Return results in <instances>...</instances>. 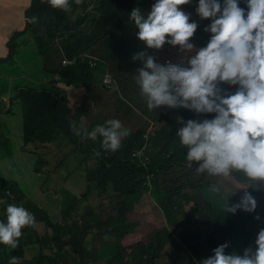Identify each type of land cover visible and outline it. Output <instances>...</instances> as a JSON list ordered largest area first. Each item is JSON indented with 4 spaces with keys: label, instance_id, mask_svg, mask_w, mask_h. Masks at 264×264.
<instances>
[{
    "label": "clouds",
    "instance_id": "9594fccd",
    "mask_svg": "<svg viewBox=\"0 0 264 264\" xmlns=\"http://www.w3.org/2000/svg\"><path fill=\"white\" fill-rule=\"evenodd\" d=\"M34 2L50 10L29 19L25 12ZM11 7L8 29L0 27V78L14 75L39 85L15 84V94L20 88L42 92L54 86L58 91L35 116L55 118L59 125L67 119L69 111L81 112L71 119L73 131L76 135L87 132V137L94 141L99 138L100 148L108 151V156L116 154L122 139L129 135L120 120L131 122L138 130L139 138L130 144L131 155L124 154L116 160L103 157L111 168L124 160L129 162L118 170L119 184L129 197L122 202L121 213L131 219L121 226L134 225V231L122 240L123 246L145 240L166 225L161 208L152 217L141 218L143 199L148 196L151 205L156 202L148 193L136 202L134 189L144 177L152 189L166 169L158 172L157 163L152 162L158 148L148 136L149 124L155 121L148 115L154 111L152 118L159 113L162 117L161 107L165 115L171 109L183 108V114L190 118L177 116L181 126L175 136L186 150L187 166L195 167L194 172L212 186L214 194L230 191L202 214V235L198 242L205 236L212 237V226L221 221H245L257 228L253 247H245L238 254L234 244L232 250L227 242H218L196 264H264V0H13ZM55 10L59 13L57 17L53 15ZM77 32L90 38L93 44L69 57L64 47ZM110 42L115 44L114 48ZM165 44L175 48L174 62H160L161 57L153 53ZM121 55L129 57L128 63L136 73L128 72L125 64L119 65ZM34 65L43 70L41 78L27 73L26 67ZM117 65L127 74L123 75L119 67L116 70ZM80 66L92 76L93 99H86L82 89L67 79V73ZM61 97L69 99L70 108L54 104ZM94 105L100 108L102 118L90 120L84 130V120L92 115ZM4 116H15L9 105L0 108V117ZM16 128L17 134L22 124ZM141 129H146L143 137ZM37 139L40 145L32 143L30 151L38 160L36 171L44 175L43 187L58 191L61 202L66 200L64 191L81 197L88 180L85 190L80 192L66 186L69 177L58 172L85 170L80 160L72 154L62 163L61 138ZM53 172L52 177L63 179L62 192L50 185ZM213 180L218 182L216 186ZM14 197L4 204L0 196L1 208L4 206L0 208V252L3 251L0 264H9L4 246L14 249L19 241L29 243L30 234L35 233L37 238L47 230L53 235L55 228L46 227L44 220L43 228L36 225L41 214L28 207L26 200L34 201L29 193L23 200ZM104 203L108 206V201ZM45 208L41 207L42 212H47ZM156 217L159 224L154 223ZM48 219L50 224L59 223L57 216ZM100 220L107 225L106 219ZM144 224L152 228L142 232ZM95 233L89 242L85 240L93 253L92 258H85V264H95L96 249L102 245L98 243L99 232ZM67 241L73 242L71 238ZM33 247L31 260L39 257L34 243ZM174 249L167 243L163 252L169 251V257ZM55 253L47 252L44 257L51 258ZM16 259L11 257V264H16ZM80 261L78 257L76 264Z\"/></svg>",
    "mask_w": 264,
    "mask_h": 264
},
{
    "label": "trees",
    "instance_id": "16d2710c",
    "mask_svg": "<svg viewBox=\"0 0 264 264\" xmlns=\"http://www.w3.org/2000/svg\"><path fill=\"white\" fill-rule=\"evenodd\" d=\"M47 10H50L47 6L34 2L26 10L25 16L29 19L36 18ZM58 14L57 10L53 13L55 17ZM92 44L90 38H86L81 32H77L69 37L66 47H64V53L72 57L75 55L74 53L82 52ZM110 45L113 48L115 46L113 42H110ZM128 58L127 55H121L119 65L125 64L128 72L136 73V69L130 67ZM1 62L2 60H0V64ZM67 79L76 87L82 89L86 99H93L95 94L93 79L91 75H87L84 66L67 73ZM55 88L50 86L42 92L32 88H20L16 94V99L21 106L22 118L20 112L14 109V106L9 105L10 101L5 97L4 100L11 110L18 112L21 118L22 133L26 141L25 146L30 143L40 145L37 138H47L54 141L61 138L59 146L63 153L62 163L68 156L75 154L85 168L88 183L81 197L71 194L69 191L63 192L66 199L64 202H61L58 197L60 203L57 206L55 205L54 212H52L55 216L59 215V223L51 224L55 227L53 235L43 229L46 232L34 238L36 241L40 240L39 243H35L39 257L31 260L28 255H24L16 259V264H47L44 255L52 251L57 253L50 255L52 257L51 261L58 264L59 261L64 260L63 253L67 252L68 254L69 248L81 259L80 264H85V258H92L93 253L92 247L86 244L83 235L93 233L94 236L95 232H99L100 243H102L96 249L95 264H158L159 262H162V264H183L185 261H187V264H196V260H200L218 242H227L232 250L234 244V250L238 254L245 247H253L257 228L250 222H238L237 220L233 221V219L214 224L211 229L213 236H205L198 242L200 235H202L200 232L203 220L202 214H205L208 208L216 202L227 197L225 194L229 193L216 192L214 194L212 186L194 172L195 167L189 168L187 166L185 161L186 150L178 143V137L175 136L176 129L181 126L177 121V116H181L185 120L190 118L183 114V108L171 109L163 118L153 117L155 121H151L149 124L148 136L158 149L152 156V162L157 163L158 172H162L164 168L166 169L157 179L152 189H150V181L145 177L139 182V187L134 189L136 202L139 203L142 196L147 193L156 202L155 205H151V199L146 196L141 206L142 216L152 217L154 211L161 208L166 225L154 230L145 240L130 246H123L122 240L127 234L134 231V225L127 223L121 226L123 223L131 221V219L129 217L124 218L121 213L120 206L129 197L124 195V191L119 184L120 173L118 170L122 169L123 165L127 166L129 162L124 160L121 162L122 164L119 162L115 168H111L107 159L103 158L104 155L108 156L109 152L100 148L99 138L94 141L87 137V132H82L80 135L75 134L71 119H74L75 115H79L81 112L69 111L67 119L59 125L55 118L35 116L40 111L43 103L48 102V96L58 92ZM11 90H17L13 83H11ZM53 102L62 108H70V101L66 97H61ZM7 131L12 136V138H9V143L14 145L17 132L16 126L9 123ZM145 132L146 129H141V137ZM36 133L42 135V137ZM130 144L131 142L121 141V147L116 151V154L112 152L108 158L116 160L117 157L124 154L131 155L132 148ZM25 146L19 148L20 157L18 159H23V156L31 158L34 155L31 151L23 150ZM98 152L99 155H97ZM93 155L96 158H93ZM95 160L98 161L93 167ZM29 162L31 163L30 160ZM170 162L174 164H165ZM31 164H28V168L38 169ZM20 168L19 165L14 166L15 171ZM138 174L141 175V171H138ZM236 178H241V175L238 174ZM39 190L46 198H49L48 195L57 198L58 191H55L56 194H54L53 191L43 187V185L40 186ZM8 191L12 194H9ZM25 195L26 192L17 181L7 180L0 172V196L4 198V204L10 201L12 196H15L14 199L23 200ZM104 201H108V206ZM26 202L28 207L36 214L42 213L41 207L43 205L41 203L30 199ZM43 217V215H40L36 218L37 226L42 227ZM98 218L106 219L107 225L100 229L97 224L93 223L91 226V221ZM84 219H87V221H84ZM171 222H175L174 227L171 226ZM232 228L234 229V235ZM178 229H180V232H178ZM66 236H72L73 242H68L64 238ZM61 238L65 240L66 244L63 243ZM167 243L175 246L174 253H171L169 257V251L163 252ZM63 248L64 250L61 252ZM82 250L84 251L83 254ZM128 250H130V253L127 252ZM0 253L3 254V251ZM128 258H131V262ZM9 264H11V261H9Z\"/></svg>",
    "mask_w": 264,
    "mask_h": 264
},
{
    "label": "rangeland",
    "instance_id": "374dc122",
    "mask_svg": "<svg viewBox=\"0 0 264 264\" xmlns=\"http://www.w3.org/2000/svg\"><path fill=\"white\" fill-rule=\"evenodd\" d=\"M11 5L6 3L4 0H0V27L8 29L9 26V18L11 15ZM174 47H170L167 44L163 45L162 48L159 51H153L154 54L158 55L161 57L160 62H164L165 60L174 62V58H173V51H174ZM119 65L115 66V69L118 70ZM119 70L121 71V73L123 75H126V71L124 68L119 67ZM26 71L28 74H32L35 76V78H41L43 76V70L41 68H39V66L34 65V66H27L26 67ZM11 83L15 84H20V85H24L25 87L28 86H32V87H38L39 85L33 83L32 81L28 80V79H24L21 77H17V76H10V77H4L2 76L0 78V108H5L7 107V103L4 102V97L10 99L9 105H11L12 107L14 106V109H16L18 112H20L21 114V118H22V110H21V106L19 101L16 99V94L15 91L11 90ZM120 84V82H119ZM51 97V96H48ZM164 107H161V113H162V117L160 116L159 113V117L163 118L164 114ZM14 110L15 112V116H4V117H0V172L4 174L5 177L10 178V179H14L17 180L20 184V186L22 187V189L33 198L34 201L41 203L45 208V210L47 212H42L41 215L44 216V224L46 227H52L49 219L51 217H55V214L53 213V208L55 207V205H59L60 201H59V196L54 192V194H56L57 198L51 195H48L49 198H46L43 196V194L40 192L39 188L42 185L43 181H44V175L36 170H32L30 168H28V164H31L32 166H36L37 167V158L35 155H32L31 158H19L20 157V151L19 148L22 146H25L26 141H25V137L24 134L22 133V130L20 129V131L15 135L16 141L14 145H11L9 143V138H12V136L8 133L7 131V127L9 126V123L14 124V126H18V128H21V118L18 114V112ZM163 110V111H162ZM152 114H154V111L151 112L150 115H148L149 119L154 120V118H152ZM116 117H122L120 115H116ZM95 118H99V120H101L102 115H101V110L98 107V105H94V110L91 116H88L85 118L84 120V130L87 129L89 127V121ZM122 125L127 128L129 130V135L125 138L122 139L123 142L127 141V142H135L137 141V139L139 138V133L138 130L131 125L129 122H127L126 120H120ZM140 126H143V122L140 123ZM92 130V129H91ZM31 134H34L31 132ZM37 135H39L40 137H42V135L36 133ZM8 138V141H7ZM32 146V143L28 144L25 146V150L30 151V149ZM94 158V156H93ZM29 160L31 161V163L29 162ZM15 165H19L21 168L17 171L14 170V166ZM68 165V164H67ZM79 165V164H78ZM58 172H62L66 177H69V181H66V186L74 188L77 191L83 192L85 190L86 187V174H85V170H72V169H65L63 171H58ZM55 172L50 174V185L52 188H55L56 190H59L62 192L63 190V185H62V178H54L52 177V175ZM217 181L213 180V186L217 185ZM218 191H220V189H218ZM222 191V190H221ZM223 192L226 193H230V191L225 190ZM0 208H1V204H0ZM48 208V209H47ZM4 209V206L1 208ZM53 211V212H52ZM40 216V215H39ZM59 216V215H58ZM57 216V218H59ZM141 218H147L145 216H142L141 214ZM84 221H87V219H84ZM97 224L99 226V229L101 227L106 226V222L98 219H93V221H91V226L92 224ZM154 223L155 224H159V218L156 217L154 219ZM150 228H152V226H150V224H144L141 227V231L142 232H146L148 231ZM89 229V228H87ZM32 230V229H30ZM35 234V233H34ZM93 237V233H89V234H84L83 238L86 241H90L91 238ZM36 234L35 235H30L28 237L29 239V243L25 240V241H19L18 245L13 249L9 246H4V250H5V257L7 262L9 263V261H11V257L15 256L17 259L21 258V256H30L31 253H34V247H33V243H39V241H36ZM66 240L72 238V236H66L64 237ZM62 241H65L64 239H62ZM100 241V238H98V243ZM64 250V248L61 250V252ZM57 253V252H56ZM64 260L63 261H59L58 264H76L77 260H78V256H76L74 254V252L71 250V248L68 249V254L67 252H64ZM45 263L47 264H56L54 263L51 258H45ZM21 261H23L21 259Z\"/></svg>",
    "mask_w": 264,
    "mask_h": 264
},
{
    "label": "crops",
    "instance_id": "0c3cea01",
    "mask_svg": "<svg viewBox=\"0 0 264 264\" xmlns=\"http://www.w3.org/2000/svg\"><path fill=\"white\" fill-rule=\"evenodd\" d=\"M6 3L10 4L12 6L13 0H4Z\"/></svg>",
    "mask_w": 264,
    "mask_h": 264
}]
</instances>
